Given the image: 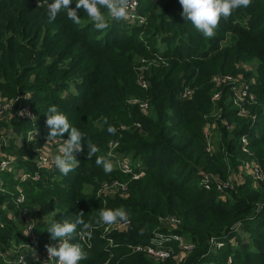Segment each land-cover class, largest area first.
<instances>
[{"label":"trees","instance_id":"obj_1","mask_svg":"<svg viewBox=\"0 0 264 264\" xmlns=\"http://www.w3.org/2000/svg\"><path fill=\"white\" fill-rule=\"evenodd\" d=\"M37 3L0 0V94L15 103L13 115L0 128L10 127L24 141L33 131L35 143L45 142L46 113L55 104L71 126L99 147L97 156L108 155L109 140H118L119 148L110 158L115 162L116 155L122 156L131 173L114 168L105 174L95 156L87 159L86 147L74 153L77 166L67 175L33 159L10 161L11 171L0 170L1 251L16 252L27 244L28 250H21L25 260L44 264L45 245L58 244L46 231L48 226L54 220L72 221L83 211L94 231L89 244L78 237L72 241L89 253L80 264H179L134 251L155 233L167 234L160 226L166 216L179 222L170 233L192 246L184 264H264V187L247 174L253 155L243 152L240 144L245 136L246 149L264 172V0H252L249 7L221 19L213 38L183 19L179 0H138L136 13L144 17L143 23L110 20L105 31H97L82 10L78 25L67 19L66 10L49 22L44 0L42 7ZM76 3L72 0L70 7ZM242 63L255 72V82L251 74L244 76L256 96L246 106L253 120L238 115L227 85L214 88L216 76L236 75ZM141 65L142 72L136 68ZM139 79L147 82L146 90ZM186 86L195 93L191 100L180 101ZM213 92H220L214 102ZM129 98L147 103L149 112ZM26 106L34 112L33 120L15 115ZM221 119L232 129L221 125ZM213 122L218 137L208 154L202 131ZM109 126L115 134L107 131ZM5 148L14 146L0 141V153ZM20 171L28 174L24 182ZM136 172L143 175L134 180ZM231 175L243 179L217 190L214 177L226 180ZM15 182L24 193L19 211L14 200L22 194L13 190ZM114 182L124 190H107ZM121 207L130 219L121 232L105 234L104 225H95L101 208ZM24 209L32 219L25 228H32L28 236L9 218Z\"/></svg>","mask_w":264,"mask_h":264},{"label":"clouds","instance_id":"obj_2","mask_svg":"<svg viewBox=\"0 0 264 264\" xmlns=\"http://www.w3.org/2000/svg\"><path fill=\"white\" fill-rule=\"evenodd\" d=\"M251 2L252 0H179L183 19L190 22L206 38H213L216 35V29L219 27L221 19L226 20L237 9L249 7ZM44 3L47 5L46 15L49 22H54L61 10H66L67 19L78 25L81 23L78 10H82L97 31L107 30L110 27V20L119 22L129 19L135 7L138 6V0H77L75 8L70 7L72 0H53L52 3L44 0ZM42 6L38 0L37 7ZM25 99H30V97ZM20 115H27L31 119L35 118L27 112H21ZM46 117V126L49 132L44 145L56 142L58 137L61 138L58 152L50 157L51 165L62 174L67 175L77 166L74 153L84 151L86 147L87 159L91 160L95 156L96 165L102 167L105 174L112 173L114 164L110 158L111 154L97 156L96 154L100 152L99 147L90 138H87L84 132L71 126L68 117L55 104L48 108ZM107 131L110 134H115L116 129L109 126ZM66 133L68 139L65 140L63 137ZM48 162L46 159L45 163ZM84 215L83 211H79L72 221L54 220L48 226L46 231L53 241H58V244L45 245L48 254L46 261H52L53 264H80V261L88 259L89 253L85 251L82 244L72 242L77 236L81 240L92 237L94 225L92 222H86ZM121 223H130L128 213L122 207L101 208L95 221L96 226H107L106 232L112 226H119ZM29 231L24 235L27 236ZM141 234H143L142 231ZM33 251L35 253V249Z\"/></svg>","mask_w":264,"mask_h":264},{"label":"built area","instance_id":"obj_3","mask_svg":"<svg viewBox=\"0 0 264 264\" xmlns=\"http://www.w3.org/2000/svg\"><path fill=\"white\" fill-rule=\"evenodd\" d=\"M138 19V20H137ZM127 22H142L140 16L136 13V7L134 9V11L132 12V15L129 17V19L125 20ZM139 85L141 86V88L146 89L147 88V82L144 79H139L138 81ZM251 83L247 80H245L244 76L241 74H236V75H220V76H216L214 78V85L216 87H219L221 85H227V87L229 88L232 98H233V102L234 105L239 106V112L238 115L240 117L243 118H250V119H254L253 116H249L248 114V110L246 108L247 105L252 104L255 102L256 100V96L255 93L253 92V90L251 89ZM213 88V89H214ZM212 89V90H213ZM194 89L186 86L184 87V89L180 92L179 94V100L180 101H187L189 100L193 95H194ZM219 95L220 92H213L212 96H211V101H217L219 99ZM142 105L140 106L141 110H147L148 104L147 103H141ZM13 106L8 105V104H2L0 103V119H4L7 120L9 119L12 115H13ZM21 112H27V113H31L32 117H35L34 113L29 110L26 107H21L17 110L16 115L19 119L22 120H33L31 119V117L27 116V115H20ZM218 119V117H217ZM221 124L223 126L226 127L227 130H231L232 126L228 125L227 123H225L223 120H220ZM216 123H212V124H206L203 127V137L205 139V141L207 142L206 146H205V151L208 154H212L214 147L212 142H210L211 140V131L215 128ZM248 143V139L245 136H241L240 137V144L242 146V151L246 152V145ZM47 158H42L40 160H37V163H39L40 165H44L47 166V164L45 163V160ZM48 160V159H47ZM13 161V160H10ZM10 161H5V160H1L0 159V170H5L6 167H8L10 165ZM119 169L124 173V174H130L131 173V169L130 166L128 165V163L126 162H121V164L118 165ZM245 169H247V174L253 176L254 181L258 184L264 187V172L261 170V168L258 166H251L249 167V165L247 164ZM245 169H243L245 171ZM143 173H139V174H135L133 176V179H139L140 177H142ZM204 179L207 180L209 179V176H204ZM215 179V178H214ZM227 186H231L229 183H218L217 185V190H221L222 188H225ZM121 188L122 190H124V188L122 186H119L116 182L109 184L106 189L107 190H112V189H117V188ZM30 228L27 229V231H29ZM78 237V236H77ZM155 240H151L147 245H139L136 246L134 248V251L139 252V253H145L150 257H153L157 260H167L169 259L173 252H174V248L176 245V248H180L182 253H189L192 250V246L190 244H187V242L185 240H183V238L177 234L174 233H170L169 236H164L162 234L156 235ZM152 238V239H154ZM170 238L172 240V243L174 245L173 248H171L170 246H168L169 244L166 243V241H170ZM78 239L81 241V239L78 237ZM174 239H179L178 242H176ZM81 243H85V244H89L88 239L82 240ZM217 248L221 247L220 244H216ZM177 248V250L179 251V249ZM10 253H13V251H9L6 254L1 255L0 257L1 259L10 257ZM24 254H20L19 256H17L15 259H9V263H15V264H29L26 260L25 257L23 256ZM183 257V256H182ZM51 262V261H50ZM52 263V262H51Z\"/></svg>","mask_w":264,"mask_h":264},{"label":"rangeland","instance_id":"obj_4","mask_svg":"<svg viewBox=\"0 0 264 264\" xmlns=\"http://www.w3.org/2000/svg\"><path fill=\"white\" fill-rule=\"evenodd\" d=\"M141 18V20H142V22H140V23H143L144 22V17H140ZM138 20V19H137ZM130 23H132V22H130ZM135 23H138V22H135ZM239 67H241V72H239L238 74H241V75H243V76H246V72L247 73H249V74H251L252 75V78H253V80H254V82L256 81V79H255V77H254V74H255V72L253 71V68L251 67V65H249V64H240L239 65ZM136 68H138V70L140 71V72H142L144 69H145V66L144 65H141V66H137ZM192 88V87H191ZM194 89V88H193ZM146 90V89H145ZM194 91H195V89H194ZM195 93V92H194ZM193 97V96H192ZM192 97L189 99V100H191L192 99ZM131 100L133 101V102H139V103H137L138 104V106L140 107L142 104H141V102H140V100L139 99H135V98H129L128 99V101L129 102H131ZM15 101H16V99H15ZM188 101V100H187ZM0 103H2V104H8V105H11V106H13V108H14V100H12V99H8V98H6V97H4V96H2L1 94H0ZM143 103H145V102H143ZM26 108H27V106H26ZM19 109V108H18ZM17 109V110H18ZM29 109V108H28ZM30 110V109H29ZM146 112H144L145 114H147L148 112H149V107H147V110H145ZM17 112V111H16ZM34 113V112H33ZM214 114H215V112H214ZM15 115H16V113H15ZM35 115V114H34ZM17 116V115H16ZM216 119V118H215ZM9 119H7V120H4V119H0V124H7L5 121H8ZM20 120H22V119H20ZM221 120H223L225 123H227L226 122V120H224V119H221ZM214 123V122H213ZM221 123V122H220ZM228 124V123H227ZM222 125V124H221ZM229 125V124H228ZM231 126V125H230ZM217 130H218V125L216 124V126H215V128L211 131V140H210V142H212V144H213V147H214V144L216 143V138L218 137V133H217ZM203 132V131H202ZM25 137H27L26 138V140L24 141V140H22V138H23V135H21V134H15L12 130H11V128L9 127V129H3V127L2 128H0V141H5L6 142V144H7V146L9 145V143L10 144H12L13 146H14V149L13 150H9L8 148H5V149H3V151L0 153V159L1 160H5V161H10V160H13V161H17V160H19V159H23V160H29V159H33V160H35L36 162H37V160H40V159H42V158H47L48 159V164H47V166H51V162H50V157L52 156V155H54V154H56L57 152H58V149H59V141H60V139L61 138H57V140H56V142H53V143H48V144H46V145H44L45 143H46V141L45 142H39V143H35L34 141H35V139L37 138V135L33 132V131H31V132H29V133H27L26 134V136ZM31 137H34L33 139H30ZM204 138V137H203ZM3 139V140H2ZM63 139H68V135H64V137H63ZM30 140V141H29ZM206 144H207V142L206 141H204ZM205 144V145H206ZM207 147V146H206ZM24 148V149H23ZM119 148V141L118 140H109V142H108V147H107V154H116V150ZM215 148V147H214ZM20 149H23L22 151H20ZM246 152L248 153V154H250L251 156H252V160L251 161H247V163H248V165H249V167H251V166H257V163H256V161H255V159H254V154H253V152L251 151V150H249V149H247L246 150ZM117 156V158H119V160L118 161H113V164H114V168H117V169H119V167H118V165L119 164H121V162L122 161H120L121 159V157L122 156H120V155H116ZM8 170H12V167H11V165H9L8 167H6V169L5 170H3V171H8ZM120 170V169H119ZM121 171V170H120ZM122 172V171H121ZM139 173H143V172H136V173H133L132 174V179H133V176L135 175V174H139ZM18 175H19V180H20V182L22 181V182H24V181H26L27 180V178H28V174L27 173H25V172H23V171H20V173H18ZM18 175L17 176H15V179L17 180V178H18ZM215 178V181L217 182V183H229L230 184V182L233 180V182L235 181L237 184L243 179V177L242 176H239V178L237 177V176H235V175H231L230 177L228 176L227 177V179L226 180H223V178H221L220 176H215L214 177ZM134 180H137V179H134ZM227 181V182H226ZM0 182H3V178H1V176H0ZM15 186H14V188H13V190H15L18 194H22V195H19V197L17 198V199H15L14 200V204H15V206L18 208V209H16V210H21L20 209V207L18 206L19 204H22L23 202H24V199H23V197H24V193H23V186L22 185H19L18 183H16L15 182ZM105 192H107V190L106 189H103ZM5 192H7V190H5ZM23 201V202H22ZM27 214V211L24 209V210H22V211H20V213H18V214H10L9 215V218L10 219H12V221L13 222H16L17 223V225L21 228H23V231H24V233L25 232H27L26 231V226L29 224V223H31V216L29 217V216H25ZM178 221H177V219L175 218V217H164L163 218V220L161 221V230L163 231V230H165V231H168L167 232V234H164V236H169L170 235V231H172V229L171 228H175V227H177V225H178ZM129 224H123V223H121L119 226H112L107 232L105 231V228L107 227V226H103V230H102V232H104L105 234L107 233H109V232H111V230L112 231H114V232H121L126 226H128ZM170 230V231H169ZM79 231V230H78ZM99 232H101V231H99ZM237 232H239V231H237ZM157 233H155L153 236H152V238H154L155 237V235H156ZM161 234V233H160ZM178 235V234H177ZM28 236V235H27ZM179 236H181V235H179ZM182 238H183V240H185V238L183 237V236H181ZM151 238V240H155V238L154 239H152ZM37 240H38V236H37ZM77 240H79V239H77ZM176 242H178L179 241V239H174ZM82 241V240H81ZM186 241V240H185ZM211 242L213 243V244H215L216 243V241L215 240H211ZM166 243L167 244H169L168 246H170L171 248H173L174 247V245H173V243H172V240H171V238H170V241H166ZM27 248V249H26ZM178 248V247H177ZM17 249H19V251H16V252H13V253H10V257H7V258H4V259H2L3 260V264L5 263V264H15V263H9V259H15L17 256H19L20 254H22L23 252L21 251V250H28V245L27 244H21ZM179 249V251H176V245H175V251L173 252V254H172V256L169 258L170 260H175V262H177V263H179V264H184V263H186V256L187 255H189L188 253H182V252H180L181 251V249L180 248H178ZM8 251V250H7ZM7 251L6 252H2L1 251V249H0V254L1 255H3V254H6L7 253ZM18 252V253H17ZM14 254H16V257H14ZM143 254H145V253H143ZM147 255V254H146ZM183 256V257H182ZM39 258V257H38ZM48 259V254H47V252H46V254L44 255V257H43V262H44V264H48L50 261H46ZM154 260L155 261H160V260H157V259H155L154 258ZM0 261H1V257H0ZM46 261V262H45ZM52 262V261H51ZM53 263V262H52Z\"/></svg>","mask_w":264,"mask_h":264}]
</instances>
